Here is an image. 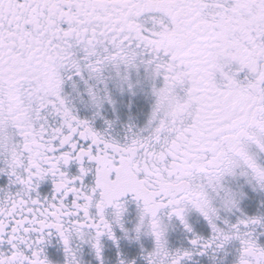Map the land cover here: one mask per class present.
Returning a JSON list of instances; mask_svg holds the SVG:
<instances>
[{"label":"snow or ice","instance_id":"6c2138e0","mask_svg":"<svg viewBox=\"0 0 264 264\" xmlns=\"http://www.w3.org/2000/svg\"><path fill=\"white\" fill-rule=\"evenodd\" d=\"M0 264H264V0H0Z\"/></svg>","mask_w":264,"mask_h":264}]
</instances>
